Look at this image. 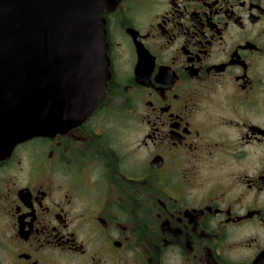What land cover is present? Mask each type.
Wrapping results in <instances>:
<instances>
[{
	"label": "flooded vegetation",
	"instance_id": "af4514ba",
	"mask_svg": "<svg viewBox=\"0 0 264 264\" xmlns=\"http://www.w3.org/2000/svg\"><path fill=\"white\" fill-rule=\"evenodd\" d=\"M103 2L105 88L0 161V264H264V0Z\"/></svg>",
	"mask_w": 264,
	"mask_h": 264
},
{
	"label": "water",
	"instance_id": "95a60500",
	"mask_svg": "<svg viewBox=\"0 0 264 264\" xmlns=\"http://www.w3.org/2000/svg\"><path fill=\"white\" fill-rule=\"evenodd\" d=\"M103 3L0 0V161L19 144L75 126L92 108L100 80L105 88ZM92 66L100 75L89 84Z\"/></svg>",
	"mask_w": 264,
	"mask_h": 264
},
{
	"label": "rangeland",
	"instance_id": "374dc122",
	"mask_svg": "<svg viewBox=\"0 0 264 264\" xmlns=\"http://www.w3.org/2000/svg\"><path fill=\"white\" fill-rule=\"evenodd\" d=\"M20 157H23V158H24V157H26V156L21 155Z\"/></svg>",
	"mask_w": 264,
	"mask_h": 264
}]
</instances>
